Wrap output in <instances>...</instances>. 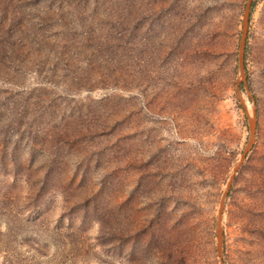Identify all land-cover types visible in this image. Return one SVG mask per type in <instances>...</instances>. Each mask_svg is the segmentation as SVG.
Returning a JSON list of instances; mask_svg holds the SVG:
<instances>
[{
    "label": "rangeland",
    "instance_id": "1",
    "mask_svg": "<svg viewBox=\"0 0 264 264\" xmlns=\"http://www.w3.org/2000/svg\"><path fill=\"white\" fill-rule=\"evenodd\" d=\"M249 1L0 0V264H264V0L243 81ZM150 126L162 167L143 164ZM183 155L203 182L180 209Z\"/></svg>",
    "mask_w": 264,
    "mask_h": 264
},
{
    "label": "bare ground",
    "instance_id": "2",
    "mask_svg": "<svg viewBox=\"0 0 264 264\" xmlns=\"http://www.w3.org/2000/svg\"><path fill=\"white\" fill-rule=\"evenodd\" d=\"M159 133H161L160 128H157V127L154 128L153 126H150L148 128L147 136H148L149 141H151L152 153L150 152L151 153V158H149L146 161L144 160L145 161L143 163L144 166L148 165L149 163H153V162L156 163L155 166H159L160 167L162 165L163 159H159L158 161L155 159L156 155H157V150L160 148L159 143H160V137L161 136H160ZM136 138L137 137L134 138V140H135L134 141V147L135 148H136V144H137L136 143ZM145 144H146V142H145ZM144 150H145V148H144ZM161 151L163 153V156L167 157L166 156L167 154L165 153V148L164 147L161 148ZM145 156H146V154H145ZM176 163H177V167H175L176 169L173 170V173L174 174L176 173V177H175L176 179H174V183L177 186L184 185V187L189 188L187 191L190 192V195L189 194H185V195L182 196L181 200L177 201L176 206L180 207V209H181L184 201H188V200H191V198H193V194H192L191 190L195 192V191H198L201 188V184L203 182V175H202L201 163L199 164L198 163V159L196 160V158H194V157H190V158L186 159L184 157V155H183V157L182 156L178 157V159L176 160ZM144 174H145L144 178H147V179L149 178L151 180L152 177H153V174L151 176H147V172H145ZM143 188L145 190L146 186H143ZM171 188H173V186H170L169 184L166 186V194L163 197V209L167 208L168 204L171 203V200H170V197H169V193H168V191Z\"/></svg>",
    "mask_w": 264,
    "mask_h": 264
},
{
    "label": "water",
    "instance_id": "3",
    "mask_svg": "<svg viewBox=\"0 0 264 264\" xmlns=\"http://www.w3.org/2000/svg\"><path fill=\"white\" fill-rule=\"evenodd\" d=\"M252 3L253 0H250L248 2L246 11H245V17H244V29H243V35H242V40H241V50H240V67H241V76H242V80L245 81L246 80V74H245V67H244V57H245V45H246V41H247V36H248V26H249V22H250V17H251V7H252ZM255 110L253 113V118L250 121V127H251V136H250V141L249 144L246 148V150L244 151L243 155H242V160L241 162L238 164V166L235 168V171L237 172L240 167L242 166L243 161L245 160L247 154L249 151L252 150L254 143H255V138H256V130H257V122H256V116H255ZM235 176H232V180H234ZM232 180L230 181V183L228 184V191L231 187L232 184ZM227 196V192L225 194V197ZM221 213L223 211V203L220 209ZM222 236H223V231H222V227L219 225L218 227V240H219V244H221L222 242Z\"/></svg>",
    "mask_w": 264,
    "mask_h": 264
}]
</instances>
